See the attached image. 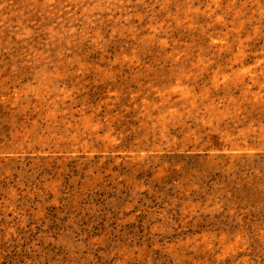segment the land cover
Masks as SVG:
<instances>
[{
  "label": "rangeland",
  "instance_id": "obj_1",
  "mask_svg": "<svg viewBox=\"0 0 264 264\" xmlns=\"http://www.w3.org/2000/svg\"><path fill=\"white\" fill-rule=\"evenodd\" d=\"M0 264H264V0H0Z\"/></svg>",
  "mask_w": 264,
  "mask_h": 264
}]
</instances>
